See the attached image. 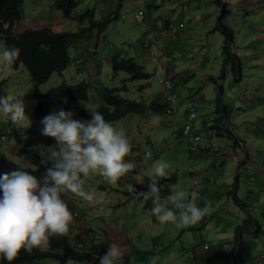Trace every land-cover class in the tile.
Listing matches in <instances>:
<instances>
[{"label": "rangeland", "instance_id": "obj_1", "mask_svg": "<svg viewBox=\"0 0 264 264\" xmlns=\"http://www.w3.org/2000/svg\"><path fill=\"white\" fill-rule=\"evenodd\" d=\"M37 1L39 0H23V7L25 2L34 4ZM48 1L50 0H41L40 10L27 9L25 15L33 23L38 24L40 20L46 18V8H49ZM154 1L158 7L156 9L149 7L147 10L146 3L143 22L134 20L133 16L138 6L135 0H111L108 4L104 0H79L73 10V15H78L88 9H94V21L101 23L108 20V22L101 31L97 27L91 28L69 47L68 66L62 74L56 72L51 74L48 81L40 87V91L45 92L61 82L76 84L84 81L89 85L88 98L77 102L75 111L82 108L96 109L104 105L103 87H123L125 89L119 92L122 98L146 103L152 100L166 102L168 109L165 114L148 111L145 114H128L118 121L111 122L114 128L124 132L133 145L132 154L126 159H131L136 164V168L130 173L129 179L122 178L113 185L99 174L90 173L85 189L95 193L92 202L84 201L70 192L60 194L74 217L69 226V234L65 237L73 249L89 252L92 260L80 263L72 261L60 263L44 259L38 263L33 261L31 264H100V258L105 255L103 251L108 250L111 243L106 238V230L114 228L117 232L119 228L125 230L124 234L130 243L142 248L147 243V234L152 228L150 221L153 216L150 210L144 209V200L141 202L142 205L139 204L143 198L129 194L124 184H133L137 192H148L150 183L148 177L146 175L137 176V174L158 160H164L169 164L166 169L167 178L160 181L161 198H164V190H170L172 185H177L178 190L185 191V199H190L198 207L203 208L205 203H202L200 197L196 196L199 186L194 182L196 179L202 181V177H205L206 182L209 183L219 182L222 170L214 169L212 164L219 161L218 156L224 153V150L227 151L226 147L230 146L232 150L239 149L237 145L239 141L227 136L225 132L233 133L236 138L244 140V148L239 149L244 154L238 165L234 159L232 164L231 159H228L225 170L230 186L225 190L224 187L221 189L218 199L223 197V201L210 202L214 207L210 209L220 219H228L230 222L231 220L239 221V225L241 224L238 227L239 241L236 239V242L248 254L242 258V264H264V122L253 121L251 117L256 113L246 114L248 109L245 113L237 112L235 106L239 108L240 106L233 103V97L235 100H239L240 97L236 89L240 87L243 90L246 89L250 83V80L246 79H251L252 71L245 70L246 73L242 79L246 80L245 86L242 84L236 87L239 84L234 80L230 71H227L231 74L228 77L229 80L224 82L217 78L222 74L218 71L219 55H221L219 47L223 46L222 41H219L220 34L211 31L207 23L189 24L192 17H182L184 11L188 9L192 15L199 8H201L199 11H206L204 7H208L211 2L207 0H188L184 3H179L177 0ZM211 1L213 3L211 5L215 6L218 12V19L222 7L214 4V0ZM120 2L119 7L117 5ZM201 4L202 7H200ZM22 13H24L23 8ZM235 15L238 20L237 24L244 28V23L240 21L244 16V11L237 10ZM230 17L227 22L229 27L236 22L232 15ZM176 18L183 21L182 30L178 29L179 21ZM167 20H170L168 22L171 24L169 30L168 25H166L167 28L165 26ZM251 21L258 25L263 22L262 28H264V13H258ZM52 22L56 23L55 28L60 32H78L81 28L89 26L87 20L81 24L78 21L67 19L61 22L60 18ZM22 27H24L22 23H16L12 27V32L17 33ZM168 31L172 32L171 36ZM259 32L263 30L257 31ZM239 45L241 47L240 43ZM2 50L3 39L0 36V51ZM239 51L241 55V49ZM113 58H132L150 73V77L133 80L126 72L113 71L111 65ZM209 73L214 74L213 81L208 77ZM253 77L261 78V75L256 72ZM160 79H169L172 87L166 89L160 83ZM258 83L257 80L253 85H249L256 97ZM219 86H224L229 95V98L225 99L229 104L228 112L221 122V127L219 121L223 115L221 114L216 122L214 113L216 99L214 91L218 92ZM258 90L261 101L257 103V110L264 118V88ZM29 91L31 93L30 75L25 68L22 66L8 67L0 63V96H10L13 100L22 99L26 106L25 115L27 117L34 107ZM173 94L175 95L171 101L167 99L168 95ZM229 119L235 122L234 126L228 123ZM78 121L89 120L80 119ZM222 124L226 130L223 129ZM25 131L26 128L22 129L14 125L0 112V175L35 167V156L39 155L41 145L32 146L20 155L21 146L18 137L23 138ZM55 145L56 142L42 146L49 148ZM149 152L151 159H145ZM245 152L250 156L249 160H245L247 157ZM197 165L199 166L196 168ZM131 177L137 178L132 179ZM227 189H229V194ZM224 195L229 197V204L225 203ZM252 197L255 203H250ZM149 203L153 207L152 201L149 200ZM168 207L172 208V203ZM222 207L231 212V216L227 214L221 216ZM207 216L210 217L209 214ZM226 224L224 223V230L227 229ZM233 239L235 237L228 240ZM113 244L117 243L113 242ZM50 247L49 243L39 249ZM227 247H231L230 244H227Z\"/></svg>", "mask_w": 264, "mask_h": 264}, {"label": "clouds", "instance_id": "obj_2", "mask_svg": "<svg viewBox=\"0 0 264 264\" xmlns=\"http://www.w3.org/2000/svg\"><path fill=\"white\" fill-rule=\"evenodd\" d=\"M19 55V48L3 47L0 63L10 67ZM25 107L22 99L0 96V112L22 129L31 127ZM90 113L92 118L89 121L75 120L73 112L64 109L58 112L54 110L42 119V135L56 141L54 147L39 146L41 162L51 163L42 180L25 170L0 177L3 194L0 197V257L9 264L18 258L22 250L31 254L33 249L47 246L51 237L69 234L74 217L61 198L62 192H70L84 201L92 202L95 193L85 189L90 173L99 174L115 185L122 178L129 179L130 173L136 168L131 159H126L132 154L133 145L124 132L114 128L99 111L92 110ZM145 159H151L150 152ZM168 167L166 161L158 160L137 174L148 177V192H137L131 183L124 184V188L129 194L142 197L145 201L151 199V214L161 224L195 225L209 211L210 205L205 203L203 208L198 207L192 200L185 199V191L178 190L177 185H172L171 194L162 199L160 181L167 178ZM169 201L172 208L166 206ZM175 210H178V215ZM228 248L223 247L226 253L232 252ZM122 255V247L111 244L107 253L100 258V264H116ZM156 259L152 258V264H155ZM228 261L234 263L233 255L228 256Z\"/></svg>", "mask_w": 264, "mask_h": 264}, {"label": "crops", "instance_id": "obj_3", "mask_svg": "<svg viewBox=\"0 0 264 264\" xmlns=\"http://www.w3.org/2000/svg\"><path fill=\"white\" fill-rule=\"evenodd\" d=\"M109 1L111 0H104V2L107 4L109 3ZM177 1H179V3H184L188 0H177ZM207 1L211 3H209L208 7H204L206 11L204 12L199 11L201 9L199 8V10L194 11L192 15L190 14L191 13L190 9H188L184 11L182 17L183 18L192 17V21L189 24H192L193 22L207 23L208 28L210 30L212 29L211 31L218 32L220 34L219 41H222V43L224 44L226 37L219 30H215L216 29L215 27L217 26L219 21V18L217 19L218 12L215 6L211 5L213 4L212 1L211 0H207ZM220 1L224 3L225 5L224 8L226 10L224 14L225 18L223 22L232 32V40L228 41V45H230L228 52L234 58L235 69H233L232 66L233 62H228V61L224 62L223 58L225 57V55L222 52V48L219 47L221 55H219L220 60H219L218 71L220 74L221 73L222 74L220 75V77L217 78H220L224 82L226 80H229L228 77L231 76V74L227 71H230L232 72L234 80L239 84L236 87L242 86V84H244L245 86V81L250 80V83H248L246 89L243 90L242 87L236 89L237 94H240V97L239 100L238 99L235 100V97H233V103L234 105L236 104L240 106V108L235 106V110L237 112L245 113L246 109H248L246 114L255 112L256 114H253L251 118L253 119V121L262 123L264 122L263 121L264 118L257 110L258 108L257 103L261 101L258 95V91H259L258 89L264 88L263 86L264 85L263 84L264 28H262L263 22L262 24L258 25V24H253L251 20L255 19L258 13L261 14L264 13V2L262 3V0H240V1L238 0L236 2H234L233 0H228V1L220 0ZM52 2L53 0L48 1L49 8H46L47 9L46 18L40 20L38 24L33 23L31 20H29V18L25 15V13L27 9L28 10L31 9L32 11L40 10L42 6L41 0L37 1L34 4L25 2L24 7L22 4V8L24 10V13H22L23 18L17 24L22 23L24 27H22V29H20L19 31L21 32L24 29H28V28L48 27L52 29L54 32H60L55 28L56 23L55 22L53 23L52 21L56 19L58 21V18H60L62 22L65 18L56 9L52 7ZM146 3H147V10L149 7L152 9H156L158 7V5L154 0H146ZM214 4H217L219 7L218 3L215 2ZM117 6L120 7L121 2L118 3ZM202 6L203 5L201 4L200 7ZM220 7H222V11H223V6L220 5ZM237 10L244 11V16L242 17L240 16L242 19L240 21L244 23V28L242 26H239L240 24L239 25L237 24L238 20L236 19V15H235ZM185 14H187V16H185ZM231 15L236 22H233L232 23L233 25L229 27L227 22H228V17H230ZM251 16L252 18H249ZM168 21L170 20H167L165 22V26L168 25V28L167 26L166 28L169 30L171 24ZM178 21H179L178 29L182 30L181 28L183 26L182 25L183 21H181L180 19H178ZM262 30L263 32L257 33V31H262ZM19 31H17V33H19ZM168 32H169V36H171L172 32L170 31ZM168 32L166 33L168 34ZM177 33H179V31H177ZM180 36L181 37L183 36L182 33H180ZM239 38L241 39L240 41ZM239 43L241 44V47ZM240 49L242 51L241 55H239ZM213 66H215V64ZM246 69H250V71H252V77L251 79H246L244 81L242 79L245 76ZM162 70H164V68H162ZM256 72L261 75V78L253 77ZM208 75H209L208 77H210V79H212L213 81L215 77L214 74L212 75L209 73ZM257 80L259 81V83L256 89V95H257L256 97L255 93L252 90H250L249 85H253V83L256 82ZM221 87H222L221 100L222 103L225 105V111H224L225 113L222 114L223 116H221V120L219 121L220 127H221V122L227 116L228 106H229V104L225 100L229 98V95H227L224 86ZM226 89L228 90V87ZM218 92L214 91L216 96L218 95ZM227 121L228 123L230 122V124L234 126L235 122L231 121L230 119ZM223 129H225L224 126ZM225 133L227 134V136L239 141V143L237 144L239 146V149L242 150V148H244L245 145L244 140L240 138H236L233 133L232 134L229 132H225ZM219 136H222V134L220 133ZM226 149L227 151L224 150V153H220V155L218 156L219 161L217 163L212 164L214 169L222 170V172H220L219 182H214V183L206 182L207 179L205 177H202L204 181L196 179V181L194 182L195 185L199 186L197 193H200L198 197H200L201 202L208 203L210 205V208H214L213 204L210 202H216L218 200L220 202L223 201L224 199L223 197H219L218 199V194L222 191L221 189H223V187L225 190L230 186V180L229 177L226 176V170H225V167H227L228 159H231L230 161L231 164L234 159L235 163L238 165L239 161L243 158L244 153L241 150L239 151L238 148L232 150L231 147L229 146L226 147ZM246 153L247 152H245V154ZM246 156L247 157H245V160H249L250 156H248L247 154ZM251 158L253 159V157ZM198 166L199 165H197L196 168ZM222 176L223 178H221ZM227 190L229 194V189ZM164 193H165L164 198H167L168 195L171 194L169 189L164 190ZM224 197L226 198L225 203L229 204L228 201L229 197L225 195ZM143 200L144 199H141L139 201V204H141ZM149 200L151 201V199ZM149 200H147V203L144 200L145 203L144 209L146 211H149L152 208L150 206ZM162 203H164V201ZM250 203H255L254 197L250 199ZM166 204L171 205V202L169 201ZM228 207H230V205H228ZM210 208L209 211L207 212V214H209L210 217L207 216V214H205L204 217L201 219V221H199L197 224L188 225V226H178L177 224L174 223L161 224L152 215L153 217L150 221V226L152 228L149 229L147 234V243L144 244L142 248L135 247L130 243L128 237L124 234L125 230H122L120 228L117 229L119 232H117L115 228L113 230L112 229L106 230L105 233L106 238L108 239L109 242H111L109 246L114 242L120 245L123 249V255L119 260L116 261V264H152V258H158L156 259L155 264H231L228 261L229 255L230 257L233 255V262H234L233 264L236 263L242 264V258L248 256V254H246L245 249L241 248L242 246L240 247V245L236 242V239H238L239 241V237H237L238 227L241 224L239 225V221L234 222L233 220H231L232 222H230L228 221V219L225 220L224 218H221L223 220L222 221L218 216H216L215 212ZM220 210L223 212L220 213L221 216L223 214H227L231 216V212H229L226 208L222 207V209ZM175 211H177V215H178L179 214L178 210ZM147 218H149L148 214H147ZM224 223H227L226 230L223 229ZM147 227H149V225H147ZM189 229H191V231H189ZM111 237L113 238L112 241H111ZM233 237H235V239L231 241L228 240V239H232ZM227 244H230L231 247H229L228 249H231L232 252L226 253V251L223 249V247H227ZM205 245H207L206 249L204 248ZM107 251L108 250L103 251L104 254H106Z\"/></svg>", "mask_w": 264, "mask_h": 264}, {"label": "trees", "instance_id": "obj_4", "mask_svg": "<svg viewBox=\"0 0 264 264\" xmlns=\"http://www.w3.org/2000/svg\"><path fill=\"white\" fill-rule=\"evenodd\" d=\"M78 2L79 0H53L52 2V7L65 19L75 20L80 24L85 20L89 22L88 27L81 28L78 32H54L48 27H43L28 28L19 33H13V25L20 22L23 18V0H0V36L3 39V47L10 48L15 46L20 49V55L12 67L17 68L22 66L28 71L31 81L30 96L34 101V107L28 113V117L31 120V127L26 128L23 138L18 137V142L21 146L19 149L20 155L24 154L32 146L49 145L56 142L53 138L42 135L41 132L43 128V124L41 123L42 119L54 110L57 112L60 109L71 111L73 112V119L75 120H91L90 111L96 110L109 123L118 121L128 114H145L148 111L167 113L168 104L166 102L161 103L152 100L146 103L122 98L119 92L125 89L123 87H103L102 96L104 105L96 109L82 108L77 111H75L76 103L85 101L88 98L89 85L86 82L81 81L76 84L61 82L45 92L40 91V85L46 83L51 74L55 72L62 74L68 66L70 62V56L68 54L69 47L91 28L97 27L101 31L108 22V20L101 23L94 21V9H88L84 13L73 15V10L78 5ZM215 2L223 6V11L221 12L215 30H219L226 37L225 43L222 46V52L225 55L224 62H233L232 66L235 69L234 58L228 52L230 47L228 41L232 40V32L223 22V17L226 12L225 5L220 0H215ZM111 65L113 71L126 72L133 80L148 79L150 77V73L145 71L143 66L135 62L132 58H113ZM218 90L214 108V113L217 115L215 118L216 122L222 112L225 111V105L221 100L222 87L219 86ZM41 160V156L36 155L34 168L20 170L28 171L29 174L42 180L46 169L51 167V163H42ZM2 195V190H0V197ZM49 243L51 249H33L31 254L22 250L18 258L11 262V264H30L32 261L42 259L57 260L61 263L69 260L76 262L92 260L89 252L73 249L66 237H51ZM0 264H9V262L3 259V257H0Z\"/></svg>", "mask_w": 264, "mask_h": 264}, {"label": "built area", "instance_id": "obj_5", "mask_svg": "<svg viewBox=\"0 0 264 264\" xmlns=\"http://www.w3.org/2000/svg\"><path fill=\"white\" fill-rule=\"evenodd\" d=\"M135 1L138 6L133 16L134 20L137 22H143L145 19L146 0H135ZM160 83L163 84L166 89H170L172 87L169 79H160ZM174 95L175 94L168 95L167 99L171 101ZM204 248L206 249L207 245H205Z\"/></svg>", "mask_w": 264, "mask_h": 264}]
</instances>
